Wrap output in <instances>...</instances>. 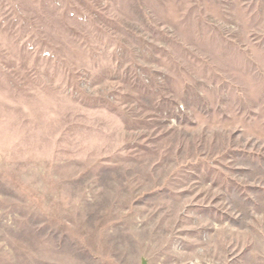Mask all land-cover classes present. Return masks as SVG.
I'll return each mask as SVG.
<instances>
[{
  "label": "rangeland",
  "instance_id": "1",
  "mask_svg": "<svg viewBox=\"0 0 264 264\" xmlns=\"http://www.w3.org/2000/svg\"><path fill=\"white\" fill-rule=\"evenodd\" d=\"M0 264H264V0H0Z\"/></svg>",
  "mask_w": 264,
  "mask_h": 264
}]
</instances>
